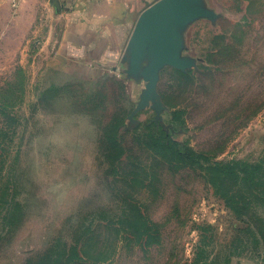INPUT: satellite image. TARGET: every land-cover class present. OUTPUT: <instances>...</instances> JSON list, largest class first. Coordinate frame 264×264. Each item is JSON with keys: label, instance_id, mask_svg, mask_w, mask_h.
I'll use <instances>...</instances> for the list:
<instances>
[{"label": "rangeland", "instance_id": "rangeland-1", "mask_svg": "<svg viewBox=\"0 0 264 264\" xmlns=\"http://www.w3.org/2000/svg\"><path fill=\"white\" fill-rule=\"evenodd\" d=\"M66 1L0 0V264H264V0L144 99L57 62Z\"/></svg>", "mask_w": 264, "mask_h": 264}, {"label": "crops", "instance_id": "crops-1", "mask_svg": "<svg viewBox=\"0 0 264 264\" xmlns=\"http://www.w3.org/2000/svg\"><path fill=\"white\" fill-rule=\"evenodd\" d=\"M160 0H67L57 62L76 74L114 71L120 74L131 94L147 92L150 68L157 47L152 39L135 45L141 16ZM186 11L198 14L190 19L177 18L169 23L174 33L178 59L189 64V29L195 18L222 15L219 0H182ZM152 75V74H151ZM140 84V89H139Z\"/></svg>", "mask_w": 264, "mask_h": 264}, {"label": "water", "instance_id": "water-1", "mask_svg": "<svg viewBox=\"0 0 264 264\" xmlns=\"http://www.w3.org/2000/svg\"><path fill=\"white\" fill-rule=\"evenodd\" d=\"M198 14L197 11H186L182 0H160L152 9L146 10L141 16V25L135 36V45L138 46L146 39H152L156 43L157 56L150 68V77L147 84V92L141 99L146 98L152 91L156 80V74L163 64H171L178 68L186 66L187 63L178 59L174 33L168 26L177 18L190 19ZM152 74V75H151Z\"/></svg>", "mask_w": 264, "mask_h": 264}, {"label": "trees", "instance_id": "trees-1", "mask_svg": "<svg viewBox=\"0 0 264 264\" xmlns=\"http://www.w3.org/2000/svg\"><path fill=\"white\" fill-rule=\"evenodd\" d=\"M124 87L126 88V85H125V83H124ZM161 149H163L164 148V146L163 145H160L159 146ZM230 165L228 164V163H226V164H222V165H217V167H216V169H219V170H225L226 168H228ZM237 211H239V210H237ZM142 219V221H141V227L139 228V235H141V236H147L148 235V233H149V231L151 230V225H150V223H148L147 221H146V219H144V218H141ZM146 240V239H145Z\"/></svg>", "mask_w": 264, "mask_h": 264}]
</instances>
